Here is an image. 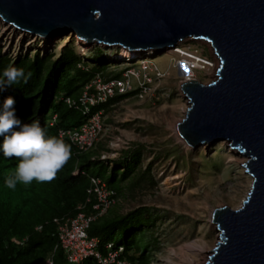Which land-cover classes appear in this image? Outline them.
Masks as SVG:
<instances>
[{
  "label": "water",
  "instance_id": "95a60500",
  "mask_svg": "<svg viewBox=\"0 0 264 264\" xmlns=\"http://www.w3.org/2000/svg\"><path fill=\"white\" fill-rule=\"evenodd\" d=\"M0 19L41 38L71 33L130 51L210 41L217 77L183 84L191 105L179 134L194 147L229 142L253 181L241 207L215 211L220 237L203 264H264V0H0Z\"/></svg>",
  "mask_w": 264,
  "mask_h": 264
},
{
  "label": "rangeland",
  "instance_id": "374dc122",
  "mask_svg": "<svg viewBox=\"0 0 264 264\" xmlns=\"http://www.w3.org/2000/svg\"><path fill=\"white\" fill-rule=\"evenodd\" d=\"M180 45L204 55L212 65L195 70L183 66L180 62L184 58L174 51ZM176 46L169 51L155 50L154 55L146 51L140 58L125 60L118 57L122 50L119 46L81 45L77 35L71 33L55 39L32 36L0 19L3 55L15 58L39 52L57 57L64 49L73 48L80 59L78 66L85 71L107 61L106 71L95 74L92 80L119 72L126 77L129 73L130 91L138 92L117 99L104 110L105 128L94 155L96 158L101 155L105 161L113 160L128 147H141L138 171L145 178L133 190L126 181L127 187L117 197L115 206L121 214L143 206L155 220L139 235L141 245H148L149 264H184L186 257H193L192 264H203L220 237L213 222L215 211L221 206L241 207L253 181L242 165L248 158L237 153L228 142L193 147L180 139L178 125L190 106L182 89L183 79L193 75L202 84L212 82L217 77L218 56H214L207 41L192 37ZM143 81L146 88L140 91L138 87ZM192 240L206 242L207 250L198 256L183 254L181 246Z\"/></svg>",
  "mask_w": 264,
  "mask_h": 264
},
{
  "label": "trees",
  "instance_id": "16d2710c",
  "mask_svg": "<svg viewBox=\"0 0 264 264\" xmlns=\"http://www.w3.org/2000/svg\"><path fill=\"white\" fill-rule=\"evenodd\" d=\"M79 61L73 48L64 49L57 57L37 52L32 56L24 54L11 58L0 53V72L7 66L14 65L31 73L27 83L22 82L0 91V104L7 96L15 97L16 114L22 122H39L48 135L57 136L60 127L79 125L81 114L70 108L62 98H78L95 74L102 75L106 71L104 64L107 63L95 64L85 71L78 66ZM85 61L89 60L86 58ZM101 77L105 80L122 78V73H113L108 78ZM133 92L137 93L138 90L117 95L102 106L106 110L117 99ZM53 113L57 114V118L55 124L51 125ZM66 143L71 146V156L61 168L57 181L44 187L43 194L39 193L38 185H33L28 191L25 188L20 191L8 188L4 179H0V264H42L50 254H53L54 264H72L67 262L62 249L56 248L54 251L58 242L54 225L45 226L40 233H35L26 246H18L10 241V237H21L34 225L55 215L77 212V206L85 202L88 185L86 177L72 175L77 158L83 168L91 166L90 173L100 177L109 189L116 192L114 197H118L127 186L131 190L137 188L145 178V174L138 171L142 157V149L138 145L122 150L121 155L110 160L112 163L108 166L102 161L91 163L90 153L77 155L75 147ZM99 163L101 164L98 165ZM149 170L150 167H147L148 172ZM6 171L0 166V174H5ZM49 195L51 196L47 198ZM115 203L91 223L89 235L99 237L103 244L114 241L117 245H123L124 252L121 256L132 263L149 264L148 245H141L139 235L155 220L148 216L147 208L143 206L121 214ZM84 211L89 215L95 213L91 205ZM84 264H91V261Z\"/></svg>",
  "mask_w": 264,
  "mask_h": 264
},
{
  "label": "clouds",
  "instance_id": "9594fccd",
  "mask_svg": "<svg viewBox=\"0 0 264 264\" xmlns=\"http://www.w3.org/2000/svg\"><path fill=\"white\" fill-rule=\"evenodd\" d=\"M30 76L31 73H26L23 67L9 65L2 72H0V91L6 90L7 87L19 85L22 82L27 83ZM110 99H108V101ZM15 105L16 100L13 96L5 97L3 103L0 104V166H2L4 169H7L5 174H0V179H4L5 185L8 188H16V190L20 191L25 188L26 191H28L33 185H38L39 193L43 194L44 187L47 188L49 184H53L55 181H57L61 168L71 156V146L66 142L72 144L75 147V154L77 155L90 153L91 163L102 161L106 165L108 162V166L111 165L112 162H110V160L105 161V158L102 159L101 155L97 157V159L94 155V149L96 147L97 140L102 135L105 128L103 122L105 109L102 106L103 104L101 106L92 108V111L102 110L101 120L103 124V130L91 145H84L83 147H80V144L72 139V134L74 132H81L83 125L87 122V117H85L80 110L70 107L67 104L70 108H73L81 114L82 119L80 124L72 127H60L57 130V136H52L47 134L46 129L43 128L39 122H22V120L16 114ZM56 118L57 114L53 113L50 119L51 125L55 124ZM90 169L91 166L89 165L87 168L86 166L83 168L80 160L77 158L72 175H82L86 177L88 180V185L86 187L87 196L85 198V202L77 206V212L75 214L70 212L55 215L41 223L34 225L30 231L26 232L21 237L11 236L10 241L16 243L18 246H26L31 236H33L35 233H40L43 228H45V226L54 225V232L58 241L54 251L56 248L62 249L68 263L84 264L85 262L91 261V264H99L98 259L94 255H87L78 261H71L69 259V253L62 246L60 240L62 228L70 227L72 221L80 217L81 220L84 219L89 221V224L85 229L87 239L98 240L97 247L95 248L96 252L100 253L104 257L107 256L109 251H118L119 259L125 260L126 258L124 259L121 256L124 252L123 245H117L114 241H109L103 244L99 237L89 235L91 223L94 222L98 216L104 215L111 206L110 205L102 214L100 213V210H96L94 208V205L97 202L95 183L98 182L99 185L103 184L107 189L109 188L100 177L92 175L90 173ZM50 196L51 195L47 196V198ZM115 199L117 201V197H115ZM90 205L95 211V213L91 215L84 211L85 208ZM109 244H111L110 247L108 246ZM49 261L54 264L53 254L47 256L42 264H46ZM125 261H127V259Z\"/></svg>",
  "mask_w": 264,
  "mask_h": 264
},
{
  "label": "built area",
  "instance_id": "2783aa9c",
  "mask_svg": "<svg viewBox=\"0 0 264 264\" xmlns=\"http://www.w3.org/2000/svg\"><path fill=\"white\" fill-rule=\"evenodd\" d=\"M177 49L176 53H179L180 57L185 58L186 62L184 64L190 70L204 69L212 65L202 54L193 52L181 45ZM129 76L127 72L126 77L122 78L105 80L102 77H96L84 87L78 98L63 97V100L70 107L80 110L87 117V122L83 125L82 131L72 134V139L80 144V147L91 145L103 130L101 120L102 110L92 111V108L101 106L114 96L122 95L132 90L128 82ZM138 88L140 91H143L146 88L145 82L143 81V84L141 83ZM95 185L97 202L94 208L100 210L102 214L111 204L115 203V191L107 189L103 184L99 185L98 182ZM88 224V220H81L79 217L72 221L70 227L62 228L60 240L63 248L69 253V259L71 261H78L87 255H94L98 259L99 264H128L125 260L119 259L118 251H109L107 256L104 257L96 252L95 248L97 247L98 240H89L85 234ZM108 246L110 247L111 244ZM46 264H52V262L49 261Z\"/></svg>",
  "mask_w": 264,
  "mask_h": 264
},
{
  "label": "bare ground",
  "instance_id": "6f19581e",
  "mask_svg": "<svg viewBox=\"0 0 264 264\" xmlns=\"http://www.w3.org/2000/svg\"><path fill=\"white\" fill-rule=\"evenodd\" d=\"M13 27V26H12ZM15 28V27H14ZM20 31V30H19ZM32 36H34V35H32ZM45 38V37H44ZM187 38V37H186ZM186 38H184V39H186ZM184 39H182V40H180V41H178L177 42V44L178 43H180V42H182ZM77 40H78V43L79 44H81V45H88V44H92V43H88L87 41H85V40H83V39H80L78 36H77ZM197 40H204V41H207L209 44H210V46L212 47V45H211V43H210V41H208V40H206V39H200V38H198ZM176 44V45H177ZM103 45V44H102ZM175 45V46H176ZM106 46V45H105ZM175 46H173V47H171V48H174ZM177 48H179L178 46H176L175 47V49H174V51L175 52H177ZM170 49V48H169ZM149 52V54H153V53H155V50H153V49H148V50H145V51H130V50H128V49H126V48H124V47H122V50L120 51V55L118 56L120 59H127V60H132V59H136V58H140V57H142L143 56V52ZM167 51H169L168 49H167ZM212 51H213V53H214V56H216V52L214 51V49H213V47H212ZM154 55V54H153ZM188 60V59H187ZM198 60V59H197ZM186 61H185V58L180 62L183 66H185L186 67V65L184 64ZM219 58H217V67H219ZM193 75H191L190 77L188 76V77H185L184 79H183V82L184 83H187L188 82V80H192L193 78ZM186 93V92H185ZM187 94V93H186ZM188 95V94H187ZM190 105H191V103H190ZM187 110V109H186ZM186 113V112H185ZM181 124H182V122H181ZM177 136H179V135H177ZM180 139L184 142V143H186V145H190L181 135H180ZM227 142V141H226ZM229 143V142H228ZM227 145H229L230 146V144H227ZM190 146H193V145H190ZM194 147V146H193ZM233 149V148H232ZM234 150H236V152L237 153H239L240 151L239 150H237V149H234ZM242 155H244L242 152H240ZM245 156V155H244ZM246 157V156H245ZM248 158V157H247ZM247 161V160H246ZM252 176V175H251ZM214 226H215V228L217 227V223L216 222H214ZM220 231V230H219ZM207 248H208V246H207V244H206V242H203V243H199L198 241H196V240H192V241H189V242H187V243H185V244H183L182 246H181V252L183 253V254H186V253H192V254H194L195 256H198V255H201L202 253H204L206 250H207ZM214 249V248H213ZM212 249V250H213ZM211 252H213V251H211ZM192 260H193V257L192 258H190V257H186L185 258V260H184V264H192Z\"/></svg>",
  "mask_w": 264,
  "mask_h": 264
}]
</instances>
